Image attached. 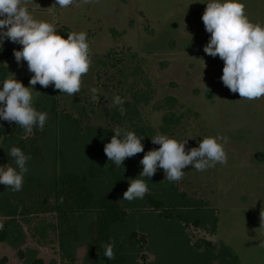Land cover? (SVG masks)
<instances>
[{
    "label": "rangeland",
    "instance_id": "1",
    "mask_svg": "<svg viewBox=\"0 0 264 264\" xmlns=\"http://www.w3.org/2000/svg\"><path fill=\"white\" fill-rule=\"evenodd\" d=\"M208 2L74 0L61 8L54 4L55 0H21V6L37 20L55 28L66 25L72 32H86L91 59L89 71L81 77L80 92L70 96L57 90L55 96L57 111L70 113L79 126L75 120L55 114L43 99L51 85L45 88L37 83L30 88L33 106L47 113L46 153L41 163L31 159L27 162L22 188L32 178L52 180L56 170L65 167L86 170L98 179L100 194L110 185L107 172L114 178L121 177L120 166L106 165L104 146L114 135L112 130H130L135 125L159 129L170 116L180 120L173 124L171 132L162 134L179 142L187 139L186 151L198 147L201 139L214 137L226 153V163H216L204 171L188 166L183 169L182 179L175 182L192 199L207 200L216 209L219 220L215 230L208 214L196 210L184 209L182 217L189 220L185 224L165 220L148 209H131L128 217L113 228V239L121 248L114 252V259L103 264H207L206 251L195 247L202 240L213 242L217 253L222 243L228 245L240 264H264V96L247 100L232 93L220 79L223 60L204 53L211 34L201 17ZM240 2L248 19L264 26V0ZM109 52L115 57L108 56ZM1 64L0 76L32 87L29 80L33 73L28 71L26 61L17 63L12 54ZM144 77L151 81L153 89L149 102L139 107L131 121L115 122L112 115L118 108L112 106L113 97L132 100L133 91L145 86ZM93 87L98 89L95 101L90 92ZM168 96L178 101L173 108L166 104ZM0 123L19 127L15 122ZM32 133L33 130L29 134ZM158 147L151 139L150 148ZM10 148L6 145L8 164L12 163L7 154ZM141 159L133 160V176L142 171ZM157 171L165 176L162 169ZM94 218L88 214L80 221L81 239L69 245V251L80 261L87 252L89 225ZM3 219L0 214V223ZM197 219H202L201 224L194 223ZM132 230L148 236L149 244L142 253L128 242ZM205 248L203 245L201 249ZM4 256L8 257L6 264H31L35 257H41L45 264H65L58 243H38L25 224L15 237L0 242V261Z\"/></svg>",
    "mask_w": 264,
    "mask_h": 264
},
{
    "label": "clouds",
    "instance_id": "2",
    "mask_svg": "<svg viewBox=\"0 0 264 264\" xmlns=\"http://www.w3.org/2000/svg\"><path fill=\"white\" fill-rule=\"evenodd\" d=\"M73 2L55 0L54 4L65 8ZM206 5L201 19L211 35L203 51L223 60L220 77L223 84L242 99L264 96V26L248 19L240 0H209ZM5 40L22 46L20 50H13L14 58L17 63L26 61L28 71L33 75L29 80L32 87H25L15 78L0 81V121L15 122L26 134L34 126L43 129L47 113L33 106L30 88L38 83L45 88L51 85L70 96L79 93L81 77L89 71L91 64L87 33L70 32L65 38L57 33L55 25L35 19L26 7L21 6V0H0V47ZM90 92L92 100H97L98 89L93 87ZM123 104L122 97H113L112 106L117 107L121 115L126 112ZM112 131L114 135L105 144L104 153L115 165H123L126 158L144 152L142 136L121 128ZM151 139L159 147L145 152L139 161L143 166L139 177L148 180L162 169L167 181L176 182L182 179L183 169L188 166L204 171L227 160L222 144L214 137L201 139L198 147L187 151V139L179 142L164 134ZM7 154L12 163L0 165V185L20 191L31 156L17 146H12ZM148 191L146 181L136 178L129 182L121 200L143 199ZM103 247L104 256L114 259V242L105 243Z\"/></svg>",
    "mask_w": 264,
    "mask_h": 264
},
{
    "label": "trees",
    "instance_id": "3",
    "mask_svg": "<svg viewBox=\"0 0 264 264\" xmlns=\"http://www.w3.org/2000/svg\"><path fill=\"white\" fill-rule=\"evenodd\" d=\"M56 31L65 38L68 33L72 32L69 26L66 25L57 27ZM87 40L90 47L88 37ZM21 48L22 46L19 44L8 40L4 41L3 46L0 47V71L3 67L1 63L13 54L14 49L20 50ZM109 55L115 57L110 52ZM0 78L1 81L6 79V75L0 76ZM143 80L145 86L133 91L132 100L124 101L125 114L121 115L119 110L113 112L112 117L115 122L131 121L133 114L137 113L139 107L149 102L153 91L151 81L145 77ZM57 92V89L51 86V90L43 94V99L49 102L50 109L55 114L59 113L64 118L75 120L76 125L79 126L80 122L74 119L70 113L65 110L57 111L55 100ZM165 101L169 108H173L178 102L173 96H168ZM179 120V117L170 116L159 129H154L149 125H135L133 129H127L143 137L141 142L144 145V152L125 159L123 165H120L122 168L120 169V179L112 177L107 172L110 185L100 194L101 184L98 179L93 178L86 170L77 171L65 167L57 169L52 180L32 178L29 185L20 191H12L6 189L4 185H0V211L2 212L0 214L4 217L0 223L2 225V228H0V242L15 237L18 231H23V225L25 224L38 243L57 242L65 264H103L108 261V258L103 254L105 243L114 242V252L121 248V245H116L113 239V228L128 217L131 209L135 211L148 209V212H155L165 220H179L185 224L189 223V220H184L182 217L181 213L184 212V209L196 210L208 214L212 230H215L219 219L215 213L216 209L210 207L207 200L192 199L187 193L180 191L175 182L167 181L161 171H157L150 180L147 177L133 176L130 171L136 157L143 158L145 152L152 150L150 148L151 138L157 134L171 132L173 124L178 123ZM0 125H2L0 127V165L8 164L7 161L5 162L6 145L21 148L26 154H30L31 160L35 163H41L45 159L47 133L45 126L43 129L34 126L33 133L26 134L14 124L0 123ZM88 129L92 130L91 127H88ZM106 160L107 168L110 164H114L108 158ZM107 173L105 174L107 175ZM136 178L145 180L148 189H152V191H148L143 199H136L131 202L121 200L123 193L129 186V182ZM88 214H93L95 218L89 225L91 237L86 255L80 261L74 253L69 251V245L80 241L79 223ZM201 221L202 219H197L194 223L199 225ZM128 242L141 250L142 253V250L147 248L149 239L145 233L132 230L129 232ZM201 243L206 247L204 251L201 249L203 246ZM201 243H196L195 247L202 250V252L206 251L207 264H240L238 256L228 245L222 243L217 253L215 244L210 240H202ZM19 254L24 257L21 250ZM142 256L146 257L145 254H142ZM7 261L8 257L4 256L0 264H6ZM31 264H45V262L41 257H35Z\"/></svg>",
    "mask_w": 264,
    "mask_h": 264
}]
</instances>
